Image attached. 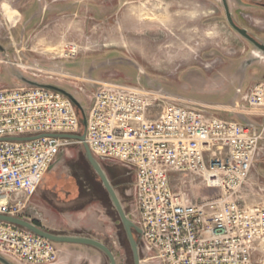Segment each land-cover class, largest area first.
<instances>
[{"label": "rangeland", "instance_id": "rangeland-1", "mask_svg": "<svg viewBox=\"0 0 264 264\" xmlns=\"http://www.w3.org/2000/svg\"><path fill=\"white\" fill-rule=\"evenodd\" d=\"M252 1L228 3L231 12L241 13L234 17L239 26L261 29L264 8L253 4L264 0ZM17 6L19 11L7 3L0 8L2 87L25 86V80L55 85L74 95L87 115L99 83L112 82L264 128L263 113L235 109L242 94L264 80V55L230 26L222 0H20ZM99 162L133 220L135 171ZM175 185L191 202L218 193L204 187L201 178H177ZM238 197L243 205L264 210V137ZM112 206L83 144L74 143L61 150L21 217L42 225L58 214L59 223H83L87 233L110 247L117 264H134ZM136 237L141 264H160L147 259ZM76 249L84 264H111L97 248ZM253 264H264V237L256 245Z\"/></svg>", "mask_w": 264, "mask_h": 264}, {"label": "built area", "instance_id": "built-area-1", "mask_svg": "<svg viewBox=\"0 0 264 264\" xmlns=\"http://www.w3.org/2000/svg\"><path fill=\"white\" fill-rule=\"evenodd\" d=\"M161 96L102 82L87 114L86 140L96 159L135 171L130 219L142 230L143 252L160 264H253L264 237V210L243 205L238 192L250 176L264 128ZM241 102L238 112L264 114V80L246 90ZM81 119L59 91L0 86V214L21 217L61 150L81 143L39 136L80 134ZM190 177L218 193L191 202L175 185L177 178ZM0 255L20 264H58L60 250L0 221Z\"/></svg>", "mask_w": 264, "mask_h": 264}, {"label": "water", "instance_id": "water-1", "mask_svg": "<svg viewBox=\"0 0 264 264\" xmlns=\"http://www.w3.org/2000/svg\"><path fill=\"white\" fill-rule=\"evenodd\" d=\"M223 2L225 5V8H226V11H227V19H228L229 24L238 33H240L242 36H244L245 38H247L250 41H252L253 43H255V45L258 47V49H260L261 51H264V45L259 44L254 38H252L248 34V31L246 29L239 27L234 22L233 17H232V13L229 9L228 1L223 0ZM0 49H3V48L0 46ZM25 83L30 85V86L45 87V88H49V89L59 91V92L63 93L65 96H67L75 104V106L81 110V112H82V125L84 127V133L83 134H47V135H41L39 137L52 136V137H57V138H66V139H72V140L79 141L83 144L85 152H86V156L88 158V161L90 162L91 166L93 167V169L97 173L98 177L102 181L105 189L109 193L110 198H111L112 203H113V206H114L116 212L118 213V216H119V218L123 224V227H124L125 232H126V236L128 238V241H129L131 249H132L134 264H141L140 245H139L138 240L136 239L135 234L140 235L142 233V230L138 225L135 224L134 221H132L128 217V215L124 209V206L121 202V199L119 198L114 186L111 184L107 173L105 172V170H104L103 166L101 165V163L99 162V160L96 159V157L93 155V153H92V151H91V149L87 143V140H86L87 115L85 114L81 103L70 92H68L65 89L60 88L58 86L50 85V84H40V83L34 82L32 80H25ZM34 138H38V136H36V137H12V138H8L7 140L25 141V140H32ZM0 221L15 224L17 226L25 228V229L41 236V237L46 238L48 240H51L53 242L82 244V245H89V246L95 247V248L99 249L100 251H102L109 258L111 264H117V260L115 258V255H114L113 251L110 249V247L98 239L90 238V237H75V236L58 235V234L49 232V231L35 225L32 221H29L25 218L17 217V216L0 214ZM0 261H3L6 264H11V263L7 262L1 255H0Z\"/></svg>", "mask_w": 264, "mask_h": 264}, {"label": "crops", "instance_id": "crops-1", "mask_svg": "<svg viewBox=\"0 0 264 264\" xmlns=\"http://www.w3.org/2000/svg\"><path fill=\"white\" fill-rule=\"evenodd\" d=\"M20 0H0V8L3 9L4 6L9 5L15 11L18 10V3ZM36 17L33 15L30 20H34ZM49 224L42 223L43 227L51 228L53 233L58 235H66V236H75V237H90L89 233L86 232V229L83 223H75L74 220L69 221V225L67 223H59L60 217L58 214H53L51 217ZM96 239V238H95ZM76 247H88V248H95L89 245H82V244H71L67 243L63 246H58L60 250V258L58 264H84L82 263L83 258L77 253ZM87 260V257H85Z\"/></svg>", "mask_w": 264, "mask_h": 264}, {"label": "flooded vegetation", "instance_id": "flooded-vegetation-1", "mask_svg": "<svg viewBox=\"0 0 264 264\" xmlns=\"http://www.w3.org/2000/svg\"><path fill=\"white\" fill-rule=\"evenodd\" d=\"M228 1V0H227ZM250 1H252V0H250ZM253 2V1H252ZM222 4H223V7H224V11H225V15H226V18H227V11H226V8H225V5H224V2H223V0H222ZM228 5H229V3H228ZM254 6H256V7H259V8H264V2H254V4H253ZM229 9H230V7H229ZM231 11V10H230ZM232 13V17H233V20H234V17H237V15H241V13L240 14H234L233 12H231ZM241 17V16H240ZM227 21H228V19H227ZM234 22H235V20H234ZM261 23H263L264 24V19L263 20H261L260 21ZM229 23V22H228ZM236 23V22H235ZM237 24V23H236ZM238 25V24H237ZM231 26V25H230ZM239 26V25H238ZM232 27V26H231ZM239 27H241V26H239ZM233 28V27H232ZM241 28H244V29H246L247 31H248V34L252 37V38H254L259 44H261V45H264V40H261L260 39V36H262V35H264V25L261 27V29H258V28H256V29H252V28H250V27H241ZM234 29V28H233ZM235 30V29H234ZM236 31V30H235ZM237 32V31H236ZM238 33V32H237ZM240 34V33H239ZM241 35V34H240ZM242 36V35H241ZM243 38H245L244 36H242ZM248 42H250L259 52H261L263 55H264V51H261L260 49H258V47L255 45V43H253L252 41H250L249 39H247V38H245Z\"/></svg>", "mask_w": 264, "mask_h": 264}, {"label": "trees", "instance_id": "trees-1", "mask_svg": "<svg viewBox=\"0 0 264 264\" xmlns=\"http://www.w3.org/2000/svg\"><path fill=\"white\" fill-rule=\"evenodd\" d=\"M112 207H114V206H112ZM114 210H115V208H114ZM117 214H118V213H117ZM119 219H120V218H119ZM120 222H121V220H120ZM33 223H34L35 225H37V226H39V227L42 228V225H41V223H40L39 221L34 220ZM121 224H122V222H121ZM122 225H123V224H122ZM135 235H137V234H135ZM124 237L127 238L125 231H124ZM136 238H137V237H136Z\"/></svg>", "mask_w": 264, "mask_h": 264}, {"label": "bare ground", "instance_id": "bare-ground-1", "mask_svg": "<svg viewBox=\"0 0 264 264\" xmlns=\"http://www.w3.org/2000/svg\"><path fill=\"white\" fill-rule=\"evenodd\" d=\"M14 64V63H13Z\"/></svg>", "mask_w": 264, "mask_h": 264}]
</instances>
